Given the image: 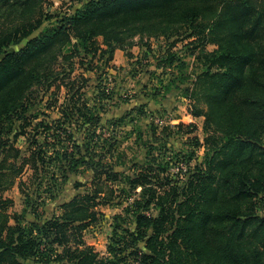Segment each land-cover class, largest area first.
Listing matches in <instances>:
<instances>
[{"label":"trees","instance_id":"16d2710c","mask_svg":"<svg viewBox=\"0 0 264 264\" xmlns=\"http://www.w3.org/2000/svg\"><path fill=\"white\" fill-rule=\"evenodd\" d=\"M208 1L203 5L197 0H88L74 13L58 15L46 10V4H52L49 0H0V134L11 132L16 118L29 121L26 113L39 73L53 72L64 47L72 43L71 32L77 50L104 35L112 53L116 45L139 33L197 23L202 32L209 29L214 34L220 47L210 61L217 71L197 79L208 110L197 108L193 114L205 115L207 125L225 135L215 150V163L210 162L211 168L198 176L195 186L191 182L181 192L173 187L160 192L147 186L149 174L123 177L116 170L112 143L101 150L102 114L87 103L77 105L74 94L69 105L59 109L60 116L35 126L26 155L21 157L20 148L0 137L4 156L0 192L14 185L17 173L27 166L33 173L20 182L27 205L33 200L26 193L29 183L40 188L45 184L44 191L53 198V187L61 179L83 169L93 174L91 191L64 202L60 214L43 217L38 209L46 197L40 189L31 205L36 219L28 225L18 214L8 213L6 204L12 199L0 198V264H264V216L249 203L255 194L264 193V150L259 151L256 143L264 133V0ZM228 7L239 10L230 12ZM13 10L17 14L12 17ZM45 22L49 24L43 27ZM22 41L21 48L11 49ZM54 42L60 44L49 64L26 66ZM7 121L10 125H5ZM81 130L83 143L77 139ZM16 157L22 160L20 166ZM117 180L142 186L144 198L125 208L128 212L135 203L133 223L130 214L114 216L108 255H101L85 241L84 231L99 220L102 213L97 207L115 200L111 182ZM152 204L157 215L144 211Z\"/></svg>","mask_w":264,"mask_h":264},{"label":"rangeland","instance_id":"374dc122","mask_svg":"<svg viewBox=\"0 0 264 264\" xmlns=\"http://www.w3.org/2000/svg\"><path fill=\"white\" fill-rule=\"evenodd\" d=\"M49 1L52 4H46V10L63 15L74 13L88 0ZM197 1L209 4L208 0ZM227 10L238 12L239 9L228 7ZM11 14L13 17L17 11L13 10ZM199 20L203 24L206 22L204 18ZM48 24L45 22L43 27ZM201 29L199 24L189 23L179 24L167 29V32L139 33L116 45L112 53L104 35L96 36L95 44H81L77 50L74 45L77 38L71 32L72 43L67 41L64 53L53 65V72L46 74L43 70L39 73L41 79L36 81L32 90V107L26 113L29 121L24 123L25 120L14 119L12 131L2 132L0 137L10 139L16 148H20L21 157L26 155L31 137L36 132L35 126L42 119L60 116L59 109L69 105L68 98L75 94L76 98L72 100L77 105L87 103L102 114L103 127L99 130L103 137L101 150L104 152L112 143L116 170L123 172V177L140 178L143 173L149 174L152 180L147 186L160 192L172 187L181 192L188 189L191 182L195 186L198 176L211 168L210 162L215 163V150L225 139L215 125H207L205 115L193 114L197 108H202L204 112L208 110L197 79L204 72L217 71L216 66L210 67V61L213 52L220 47L209 29L205 32ZM24 43L14 44L11 49H19ZM59 44L54 42L38 51L26 62V66L49 64ZM81 76L87 77V80ZM5 123L10 125L8 121ZM261 137L256 142L259 151L264 150V133ZM77 139L83 143L82 130L77 132ZM15 154L16 151L12 153V160ZM3 157L0 155V165ZM15 159L20 166L21 158ZM253 171L258 173V168ZM32 173L29 166L25 167L17 173L15 184L0 192V198L13 200L6 204L8 213L18 214L26 225L36 219L31 205L35 206V196L40 189L46 200L38 211L44 214L43 217H50L62 212L64 202L70 201L76 194L89 191L93 180L90 170L70 172L67 179H61L53 187V198H49V192L44 191L45 184L40 188L37 183H29L26 193L29 192L33 200L27 205V196L21 191L20 182L28 181ZM78 181L82 185L76 186ZM111 183L115 200L98 206L102 213L99 220L84 231L85 241L101 255H108L114 216L123 213L127 217L130 214V223H133L135 203L128 212L125 208L144 198L142 186H134L125 180ZM249 203L257 214L264 216V193L255 194ZM144 211L153 215L159 213L155 204ZM14 222L11 219V223Z\"/></svg>","mask_w":264,"mask_h":264},{"label":"snow or ice","instance_id":"6c2138e0","mask_svg":"<svg viewBox=\"0 0 264 264\" xmlns=\"http://www.w3.org/2000/svg\"><path fill=\"white\" fill-rule=\"evenodd\" d=\"M126 2L131 3V2H133V0H126Z\"/></svg>","mask_w":264,"mask_h":264}]
</instances>
